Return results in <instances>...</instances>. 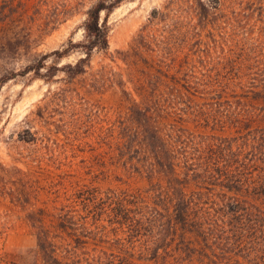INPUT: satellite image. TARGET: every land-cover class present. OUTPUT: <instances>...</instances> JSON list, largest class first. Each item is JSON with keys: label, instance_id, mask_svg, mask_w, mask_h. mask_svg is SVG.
I'll use <instances>...</instances> for the list:
<instances>
[{"label": "rangeland", "instance_id": "rangeland-1", "mask_svg": "<svg viewBox=\"0 0 264 264\" xmlns=\"http://www.w3.org/2000/svg\"><path fill=\"white\" fill-rule=\"evenodd\" d=\"M94 1L0 0V78L70 35L81 39L80 24ZM53 21V29L46 26ZM107 24L109 48L95 52L89 73L70 84L75 92L68 98H49L65 87L63 81L49 85L18 75L0 85V264H42L40 232L66 258L70 239L59 226L65 211L93 228L79 254L112 257L127 245L125 250L135 246L140 264H264L262 199L243 189L256 205L246 213L232 211L226 202L235 198L234 183L216 173L218 164L247 157L264 165V0H125ZM148 40L162 51L148 49ZM160 53L168 64L160 62ZM181 66L194 68L200 85H181ZM156 95L181 104L154 116L164 137L172 138L175 178L161 169L139 171L147 158L128 148L132 131L143 126L144 106ZM250 181L262 185L264 170ZM176 182L202 201L192 211L197 223L176 229L196 250L191 258L174 257L179 237L167 221L148 223L141 236L125 235L129 229L123 231L101 209L104 199H96L119 191L131 204L140 192L160 202L159 219L169 218L164 198L154 195L162 188L163 197L174 199ZM117 233L127 241L134 236L135 245H121ZM148 240L154 249L162 247L160 258L144 248ZM166 247L172 249L165 253ZM201 247L209 256L196 253Z\"/></svg>", "mask_w": 264, "mask_h": 264}, {"label": "trees", "instance_id": "trees-1", "mask_svg": "<svg viewBox=\"0 0 264 264\" xmlns=\"http://www.w3.org/2000/svg\"><path fill=\"white\" fill-rule=\"evenodd\" d=\"M123 1L125 0L94 1L85 11V18L80 24V27L83 29V36L81 39L74 40L73 36L70 35L60 46L46 52H38L31 58V60L22 65L18 72L16 70L7 71L0 78V85L9 79L17 78L18 75H29L33 79H43L49 85H51V83L54 81L64 82L65 87L60 88V91H54L49 97L51 98L50 101L60 100L61 96H64L65 98L71 96L72 93L75 92V89H72L70 92V84L75 82L79 77L89 73V70L92 67L91 60L95 52L106 51L109 48V27L107 24V18L109 14ZM55 23L56 22L53 21L52 24L48 23L46 26L53 29L55 27ZM147 35L149 36L147 32L142 30L141 36L143 41H146ZM155 43L156 42L148 40L146 42L148 49L153 51L157 49L156 52H161L162 50L159 47L160 45H156ZM74 54H77L74 60L64 61V59H68ZM158 55L160 57L162 56V58H160V62L164 64L169 63V57L161 53ZM160 67L163 66L160 65ZM180 73V78L183 80L181 85L191 87L193 86V83H196L195 81L197 76L194 68L189 66H181ZM98 76L99 74L94 72V78ZM91 85L92 84H89V86H84L83 89L85 91L89 90ZM155 92L156 91H153V93ZM165 96L166 95H156L154 96V100H151V103L153 104L148 103L147 106H144L146 110L144 116L145 119L139 120L140 125L143 126L136 129L135 131H132L135 134V139H132L133 142L128 146V148L129 151H136V149L140 150V153L144 154L145 158H147L144 161H140L139 165H141V169L139 168V171H143L145 168L151 172L161 169L168 177L175 178L176 175L174 174H176V166L178 164L174 156L176 153L175 148H173L172 144L169 142L170 139L172 140V138L166 139L164 137V134H162L157 126L158 124L154 116L156 112H166L169 107L179 109L181 104L177 103L171 98V96ZM164 101L166 102L163 103ZM145 146H148L146 150ZM262 151L259 153H263ZM235 162L236 164H234ZM217 167L220 169L216 172L217 174L221 173L222 177L229 176L230 181L234 183L232 184V188L236 192L235 195H232V197L235 198H231L233 199L232 201L226 202V206H228V208H230L232 211H235L236 213H242L241 211L246 213L249 211V204L252 206L256 205L248 202V197L239 192L243 189L244 191L254 189L255 192L259 194L260 199H262L264 203V181L262 185L259 181H250L251 179L257 178L260 170H264V165L261 166V162L259 163L254 158L250 159L247 157L243 159V161L234 160V162H231V164H218ZM172 173L174 174L172 175ZM189 175L190 174H186V176ZM178 183L180 182H176V184L172 185L171 191L174 192V199H172V196L170 195H168L170 198L163 197L164 193L162 188H160V190H156L155 194L157 195H154V199L157 200L164 198V206L169 208L167 210L170 213L169 218L166 217L167 220L163 217L160 219L157 217V214H160L162 210V205L160 202L147 201L140 192L132 195L131 204H129L127 193H119V191H112L111 193L106 192L103 196H99L98 198L96 196V199H104L102 201L103 206L101 209L109 213L111 219L114 221L116 220L118 223H122L121 227L123 231L125 228L129 229L128 231L126 230L125 235L135 231L137 232V236H141V233L144 231V229L146 230L148 223L152 224V221H155L158 222L157 224L159 225H164L167 221V224L170 226V230L175 231V235H178L179 237L178 243L176 244L175 249H173L174 257L176 256L182 258L184 254L188 253L189 257L191 258L193 257L192 255H196V250H193L194 247L192 246V243H188V239L185 238L184 232L181 230L180 232L176 233V229L178 226L190 229L194 226V224L197 223L199 218L197 215L192 214V211L197 209L196 207L201 204L202 201H200L199 197L193 193H185L181 188V185ZM242 196L243 198H241ZM88 199L90 200V198ZM96 199L93 197L91 200L94 202L97 201ZM194 204H196V207H194ZM73 214L74 213L72 211H65L62 212L59 218V226L70 239L68 247L69 249L67 250L68 254L65 256L66 258H62L58 254L57 246L54 244L53 239H50L49 235L46 234V232H40V234H38L37 246L41 253L42 264H140L138 260L139 258H135V246L125 250L128 247L125 245L123 246L124 248H122L123 250H120V254H111L112 257H91L82 254L83 252L79 254L80 248L83 249L86 246L87 239L91 237L90 235H92L91 232H93V228L90 227L88 222H78L76 216ZM197 228L202 229L201 226ZM202 230L204 231L203 233L207 235L205 232L206 230ZM88 233H90V235ZM119 234L121 236L123 235L121 233H117L118 236ZM117 238H120L121 245H124L123 242L127 241L126 237L123 238V236ZM136 239L133 236V239L127 241V243L135 245ZM151 246L152 243L150 240H148V242L144 245V248L150 249L149 251H152V259L160 258L162 256V247L154 249V247ZM163 249V251L166 253L172 248L166 247ZM204 249V247H201L196 253L209 256V253L204 252Z\"/></svg>", "mask_w": 264, "mask_h": 264}]
</instances>
